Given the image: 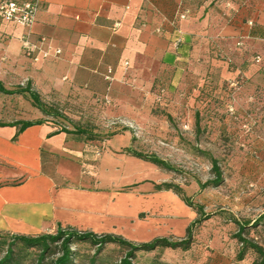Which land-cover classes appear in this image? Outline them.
<instances>
[{
    "label": "crops",
    "instance_id": "crops-1",
    "mask_svg": "<svg viewBox=\"0 0 264 264\" xmlns=\"http://www.w3.org/2000/svg\"><path fill=\"white\" fill-rule=\"evenodd\" d=\"M19 1L35 2L38 12L30 28L0 18L5 87L30 85L45 103L57 96L74 101L80 94L115 106L112 115L123 120H141L155 82L169 73L178 82L196 66L201 51L210 57L214 44L227 47L243 40L264 46V0ZM25 38L35 45L38 60L25 54ZM258 54L263 60L255 80L264 79V50ZM57 131L42 123L17 135V126H0L1 234L57 233L72 226L145 242L176 227L180 236L185 233L196 213L177 193L158 190L141 171L119 181L139 184L133 189L119 190L118 178L111 175L92 186L79 157L69 153L79 144ZM131 140L125 130L108 146L124 151ZM127 159L107 155L103 165L116 169L118 163L142 161L134 155Z\"/></svg>",
    "mask_w": 264,
    "mask_h": 264
},
{
    "label": "rangeland",
    "instance_id": "rangeland-1",
    "mask_svg": "<svg viewBox=\"0 0 264 264\" xmlns=\"http://www.w3.org/2000/svg\"><path fill=\"white\" fill-rule=\"evenodd\" d=\"M238 45L245 49L244 56H247L238 60L239 66L243 64L240 69L236 64L228 66L226 57L213 60L201 51L203 55L196 66L183 73L178 82L174 83L173 74H165L149 90V111L139 121L117 118L112 115L115 106L80 94L74 101L54 97L46 104L55 114L47 115L34 105L29 93L0 91V122L44 120L56 129L83 128L87 134L69 133L79 144V148L69 153L79 157L83 173L92 178L89 182L92 186H99V177L111 175L118 178L119 190L133 189L139 184L126 185L119 181L125 175L135 176L141 171L157 185L181 187L185 195L211 214L195 226L193 243L188 250L167 247L140 250L134 264H253L258 253L248 248L244 258L239 259L243 244L236 236L239 223L251 221L244 236L264 247V220L254 225L264 213V79H253L258 74L255 73L257 66L262 64L257 56L263 60L258 53L264 46L243 40ZM126 129L132 134L131 148L155 153L175 169L143 159L132 165L118 163L116 169L105 167L103 160L107 155L122 161L132 156L123 150H110L108 146L111 137ZM213 158L219 160L224 181L217 187L202 188L201 182L215 176ZM193 210L196 217L192 221L200 217ZM181 212V222H184L188 219L186 210L182 208ZM180 232L176 227L161 236L177 239L186 235V231L181 236ZM11 235L4 233L0 239V257L6 253ZM14 247L21 264H36L39 248H28L21 243ZM73 249L75 264H121L129 247L109 243L96 254L95 245L75 240ZM53 251L57 252L58 246ZM56 256L50 253L47 263L52 264Z\"/></svg>",
    "mask_w": 264,
    "mask_h": 264
},
{
    "label": "trees",
    "instance_id": "trees-1",
    "mask_svg": "<svg viewBox=\"0 0 264 264\" xmlns=\"http://www.w3.org/2000/svg\"><path fill=\"white\" fill-rule=\"evenodd\" d=\"M177 41H179L178 46H181L183 39ZM239 41L236 42V45L232 46L228 44L227 47H223L219 43H218L219 45L214 44V46L211 47L210 57L213 58V60H215L214 57L216 58L221 57V59H223L222 57H226L228 66L229 65L232 66L236 64L240 69L241 67H243L242 66L243 64L241 62L242 65L239 66L238 60H240V58H242L245 55L244 52L245 49L242 47H238ZM244 57L247 58V56ZM0 91L7 94L27 92L29 93L34 105L37 106L39 109H41L45 114L47 115L55 114L54 113L55 111L49 110V105L42 100L41 95L37 91L32 90L30 85H27L26 87H18V89L16 90H10L9 88L5 87L3 82L0 80ZM42 123H44V120L19 119L6 123L0 122V126H17L18 127L17 135H19L26 128L32 125L42 124ZM62 131H65L67 133H75V134H87V130L83 128H76L75 130H68L67 128H61L57 132H62ZM124 151L130 153L131 155L149 161L153 164H156L160 167L170 170L175 169V167L170 162L159 157L155 153H151V154L143 153L131 147L125 148ZM212 169L215 175L214 178H211L206 182H201L200 185L202 188H206L208 186L217 187L223 183L224 181L223 170L217 158H213ZM156 188L158 190H173L181 197V199L188 206L192 207L193 209H196L197 212L200 213V217L194 219L188 225L186 229V235L184 237L173 239L172 237L169 236H158L150 241L135 243L118 234H114V233L98 234L91 230H79L75 227L68 226L67 228H60L57 233H44L39 235H11L10 236L11 240L10 242H8V248L6 253L4 254V256L0 257V264H21L17 258V252L14 247L17 243H21L23 246L28 248L40 249V254L38 256L36 264H48L47 259L50 253L57 254V256L52 260V264H75L76 252L73 249V244L75 240L85 241L91 243L92 245H95L97 247L96 254L100 253L104 248V246L109 243H117L120 245L128 246L129 250L127 251L126 255L122 258L121 264H134L133 260L136 257L137 251L140 250L153 251L159 247H167L173 249L182 248L184 250H188L193 243L195 226L201 224L204 220L209 219L211 217V214L205 213L203 211V207L195 204L192 198L190 196L185 195L182 188L179 186H174V184H160V185H156ZM263 220H264V213L255 220L254 225L260 224V222ZM250 225H251V221L239 223V232L237 233L236 237H238V239L243 244V248L239 253V259H243L245 251L248 248H252L259 255L258 258L253 262V264H264V247L259 243L254 242L253 240L244 236V232L246 231V228L249 227ZM2 237L3 234L0 233V239H2ZM1 241L2 243H4L5 239ZM54 246L56 247L58 246L57 252L53 251Z\"/></svg>",
    "mask_w": 264,
    "mask_h": 264
},
{
    "label": "built area",
    "instance_id": "built-area-1",
    "mask_svg": "<svg viewBox=\"0 0 264 264\" xmlns=\"http://www.w3.org/2000/svg\"><path fill=\"white\" fill-rule=\"evenodd\" d=\"M37 12L38 5L33 1L2 0L0 2V18L24 27L30 28L33 25L36 20ZM185 16V14H181L182 18H185ZM23 49L27 56L34 60L39 59L36 47L30 39H24ZM60 52L61 50L58 49L57 53ZM43 55L47 57L48 52H44ZM257 60L260 61L261 57L257 56Z\"/></svg>",
    "mask_w": 264,
    "mask_h": 264
}]
</instances>
